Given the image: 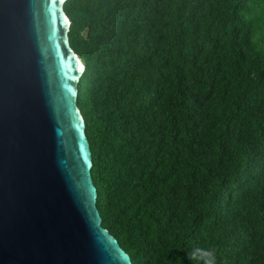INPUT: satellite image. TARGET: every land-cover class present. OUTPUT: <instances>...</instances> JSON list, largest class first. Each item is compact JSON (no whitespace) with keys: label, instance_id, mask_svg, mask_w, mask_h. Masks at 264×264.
I'll list each match as a JSON object with an SVG mask.
<instances>
[{"label":"trees","instance_id":"obj_1","mask_svg":"<svg viewBox=\"0 0 264 264\" xmlns=\"http://www.w3.org/2000/svg\"><path fill=\"white\" fill-rule=\"evenodd\" d=\"M102 225L133 264H264V0H69Z\"/></svg>","mask_w":264,"mask_h":264},{"label":"water","instance_id":"obj_2","mask_svg":"<svg viewBox=\"0 0 264 264\" xmlns=\"http://www.w3.org/2000/svg\"><path fill=\"white\" fill-rule=\"evenodd\" d=\"M69 0H0V264H133L102 225Z\"/></svg>","mask_w":264,"mask_h":264},{"label":"clouds","instance_id":"obj_3","mask_svg":"<svg viewBox=\"0 0 264 264\" xmlns=\"http://www.w3.org/2000/svg\"><path fill=\"white\" fill-rule=\"evenodd\" d=\"M190 258L197 264H216V252L212 248H194Z\"/></svg>","mask_w":264,"mask_h":264}]
</instances>
